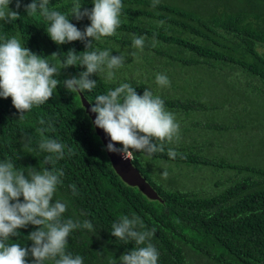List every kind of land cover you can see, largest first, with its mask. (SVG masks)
Masks as SVG:
<instances>
[{
	"label": "trees",
	"instance_id": "1",
	"mask_svg": "<svg viewBox=\"0 0 264 264\" xmlns=\"http://www.w3.org/2000/svg\"><path fill=\"white\" fill-rule=\"evenodd\" d=\"M31 2L22 0L16 20L0 21V43L15 36L22 46L44 56L58 69L54 76L58 87L49 101L34 105L23 117L10 97H0V162L10 159L25 173L30 167L63 172L54 193V200L67 204L62 219L88 220L94 226L93 231L73 230L65 251L81 256L84 264H119L126 251L143 246L111 236L112 224L127 215L142 222L137 230L153 232L146 243L158 250V264H264V115L259 113L264 106V0H159L155 7L153 0H122L121 24L115 34L93 40L87 49L125 57L121 67L111 70V79L106 65L91 77L96 86L81 92L91 105L98 95L128 83L140 95L149 89L160 96L180 125L178 138L165 142L163 152L133 154L134 164L145 177L143 165L164 172L166 165L162 164L172 162L179 171L181 166L231 171L206 188L179 177L147 179L165 203L148 200L115 173L79 92L68 91L63 84L86 70L80 60L68 68L61 63L72 49L82 57L85 44H56L46 32L50 22L40 11L34 15L24 11L23 5ZM76 3L83 5L82 11L93 7L92 0H50L48 8L65 14L83 31L90 21L72 18ZM15 4L12 0L10 8L16 10ZM134 36L145 37L142 49L133 47ZM205 72L223 77L229 89L223 88L219 95L235 96L236 102L216 101L218 94L213 90L207 92L199 82L188 81V76ZM158 73L166 75L170 85L159 86ZM210 113H220L218 119L238 118L239 130L251 127L252 162L217 165L212 161L205 150H215L213 135L219 127L205 122L204 114ZM44 138L65 145L62 159L39 148ZM168 148L177 152L175 159L168 156ZM49 155L52 162L45 163ZM34 230L33 225L20 229L8 243L31 247L27 236ZM32 259L28 257L29 264Z\"/></svg>",
	"mask_w": 264,
	"mask_h": 264
},
{
	"label": "clouds",
	"instance_id": "2",
	"mask_svg": "<svg viewBox=\"0 0 264 264\" xmlns=\"http://www.w3.org/2000/svg\"><path fill=\"white\" fill-rule=\"evenodd\" d=\"M50 0H32L23 5L27 15H34L39 10L49 22L46 32L58 45L81 41L85 44L83 56L79 57L75 49L69 50L61 61L63 68L76 66L77 60L86 70L79 77L72 76L63 81L64 88L71 92L91 91L96 86L94 74L102 72L107 66L108 77L113 76L112 69L121 67L125 62L123 55L113 56L108 50L87 51L101 37L115 34L121 24L120 14L122 0H92L93 7L83 8L80 3L74 4L71 15L77 21L85 17L90 21L83 31L77 28L65 14L49 10ZM12 0H0V21L11 23L19 16L22 0H16V10L10 8ZM159 0H153V7ZM92 38V39H89ZM145 37L134 36L133 47L142 49ZM52 55H58L56 53ZM134 55V53H133ZM58 69L50 65L44 56L33 53L21 45L15 37L0 43V97L11 98L20 117L30 111L34 105H42L53 97L58 81L54 78ZM155 81L159 86H168L166 75L156 74ZM97 114L91 121L94 129H102L110 138L106 151L119 153L128 159L135 152L151 156L165 150V142L171 143L178 138L180 125L175 115L165 109V102L160 96H154L149 89L142 95L128 83H123L107 94L98 95L90 109ZM43 123V121H41ZM43 132V129H41ZM155 141V142H153ZM159 141L160 143H157ZM116 144L123 147L117 148ZM39 148L57 159L64 156L65 145L55 139H42ZM131 149V151H130ZM71 153V149H69ZM167 154L175 159L177 152L168 148ZM52 156L46 157L45 163H51ZM27 173L15 168L10 159L0 162V264H44L46 260L54 264H84L79 255L73 256L65 251L69 234L79 228L94 230L91 221L82 223L78 220L62 219L67 211V204L54 200L57 185L61 183L62 171L54 168H35ZM163 172L162 176L167 177ZM75 194V185L71 186ZM21 197L23 201H21ZM29 225L36 226L27 240L31 247H22L18 243H8L10 238L17 237L19 230ZM143 224L138 217L122 216L112 224L111 236L122 241H134L135 245L119 258V264H158L159 253L149 241L152 231H139Z\"/></svg>",
	"mask_w": 264,
	"mask_h": 264
},
{
	"label": "rangeland",
	"instance_id": "3",
	"mask_svg": "<svg viewBox=\"0 0 264 264\" xmlns=\"http://www.w3.org/2000/svg\"><path fill=\"white\" fill-rule=\"evenodd\" d=\"M187 78L189 82H199L201 85H203V88L207 92L213 90L214 93L218 94L216 99L215 96H211L210 99H215L216 101H225V103H235L237 100V97L235 96L219 95L223 88H228V84L223 83L224 78L221 76L219 78L217 75H212L209 72H205L201 76H194L192 78L188 76ZM210 103L212 102L210 101ZM259 111V113H262L264 115V106ZM219 117H222L220 113L204 114L203 117L207 118L205 122H209V124L211 125L217 123V127H219V130L216 131V134L213 135V145L215 147V150H205L208 151V156L212 157V161L217 165H220L224 162L238 163V161L248 160L252 162L253 152L252 150H250V145L253 142L252 136H254V133L251 127L249 126L239 130L237 128V125L241 123V121L238 120V118L229 116V118L227 119H218ZM224 125H227L230 130H226L224 128L226 126ZM258 138L259 136H255V139ZM209 140H211V137L204 139V141L206 142H208ZM218 148H220L221 150H218ZM162 165H166L164 167V170L168 173L166 178L162 176L163 171H159V169H156L155 166L150 167L143 165L142 171L146 175V178L151 182H154L156 180V177L158 179H164L165 181L170 179H178L179 177V179L183 182H191V184L193 183L194 187L197 185V188H206L205 186L211 185L214 180L223 178L225 174L226 176H229L231 174V171L219 170L213 167H202L201 171H197L189 167L186 168L181 166L182 171H179L177 164H175L174 162Z\"/></svg>",
	"mask_w": 264,
	"mask_h": 264
},
{
	"label": "water",
	"instance_id": "4",
	"mask_svg": "<svg viewBox=\"0 0 264 264\" xmlns=\"http://www.w3.org/2000/svg\"><path fill=\"white\" fill-rule=\"evenodd\" d=\"M79 94L81 96L83 107L86 109V112L90 116L91 120L94 121L97 114L90 111L92 105L87 100L85 95L83 93ZM95 130L106 149L110 138L102 129L95 128ZM116 147L121 148L119 144H116ZM106 153L115 173L125 184L130 187L137 188L148 200L152 202L165 203L159 193L154 189V187L139 170V168L134 164L131 158L124 159L119 153H111L108 151H106Z\"/></svg>",
	"mask_w": 264,
	"mask_h": 264
},
{
	"label": "built area",
	"instance_id": "5",
	"mask_svg": "<svg viewBox=\"0 0 264 264\" xmlns=\"http://www.w3.org/2000/svg\"><path fill=\"white\" fill-rule=\"evenodd\" d=\"M132 159V157H130Z\"/></svg>",
	"mask_w": 264,
	"mask_h": 264
}]
</instances>
